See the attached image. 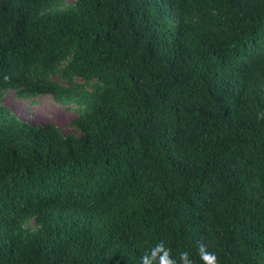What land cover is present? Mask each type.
Masks as SVG:
<instances>
[{"label": "trees", "instance_id": "16d2710c", "mask_svg": "<svg viewBox=\"0 0 264 264\" xmlns=\"http://www.w3.org/2000/svg\"><path fill=\"white\" fill-rule=\"evenodd\" d=\"M262 114L264 0H0V264H264Z\"/></svg>", "mask_w": 264, "mask_h": 264}, {"label": "rangeland", "instance_id": "374dc122", "mask_svg": "<svg viewBox=\"0 0 264 264\" xmlns=\"http://www.w3.org/2000/svg\"><path fill=\"white\" fill-rule=\"evenodd\" d=\"M2 103L19 119L33 126L53 124L63 134L74 132L70 125L75 117L74 108H63L55 104L49 96L22 99L10 90L3 92Z\"/></svg>", "mask_w": 264, "mask_h": 264}, {"label": "clouds", "instance_id": "9594fccd", "mask_svg": "<svg viewBox=\"0 0 264 264\" xmlns=\"http://www.w3.org/2000/svg\"><path fill=\"white\" fill-rule=\"evenodd\" d=\"M261 118H264V114ZM197 256L201 264H219L217 255L202 243L198 245ZM141 264H194V261L188 251L181 252L178 260L173 258L171 249L160 241L145 252L141 257Z\"/></svg>", "mask_w": 264, "mask_h": 264}]
</instances>
